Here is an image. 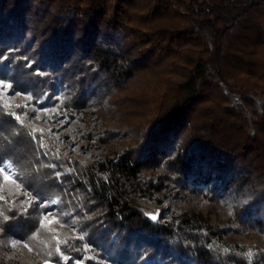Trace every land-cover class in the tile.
I'll return each mask as SVG.
<instances>
[{
  "label": "trees",
  "instance_id": "trees-1",
  "mask_svg": "<svg viewBox=\"0 0 264 264\" xmlns=\"http://www.w3.org/2000/svg\"><path fill=\"white\" fill-rule=\"evenodd\" d=\"M0 80L31 96L0 98V159L37 197L0 201V247L22 240L39 264H264L210 208L161 220L140 203L174 178L264 232V0H0ZM42 104L119 115L81 136L128 143L69 159L29 120Z\"/></svg>",
  "mask_w": 264,
  "mask_h": 264
},
{
  "label": "rangeland",
  "instance_id": "rangeland-1",
  "mask_svg": "<svg viewBox=\"0 0 264 264\" xmlns=\"http://www.w3.org/2000/svg\"><path fill=\"white\" fill-rule=\"evenodd\" d=\"M133 90V86L128 85L126 92L123 93ZM119 96L120 94H117L111 99L116 100ZM56 97H59L58 92H56ZM0 98L10 105L24 107L29 104L31 96L28 92L10 89L8 81L0 80ZM34 110L35 112L29 118L30 122L43 129L57 148L62 147L63 154H66L69 159L89 163L97 160L111 149H122L128 143L126 140L128 134L126 135L125 132L121 133L122 136L114 139L107 138L105 142L96 141L90 136L88 138L81 136V133L117 128L120 122L118 120L119 115H109L102 110L93 112L88 110L82 112L69 111L65 107L48 104L34 106ZM5 161L12 164L10 160ZM16 172L13 165L11 173L7 171L0 173V201L10 203L20 195L27 204L35 202L37 197L34 194L26 192L22 184H15ZM5 175L9 176V180H4ZM172 177H177V174L172 173ZM155 195L157 198L154 202L141 201L140 203L149 209L151 214L160 217L161 220L168 219L170 215L178 214L186 209L203 211L210 208L221 223L228 229H232V235L237 242H254L264 247V232L255 230L249 225L237 223L231 203L228 201L213 202L198 191L182 187L179 180L174 178L169 180L165 178L160 190ZM40 204L47 208L41 214L39 223L45 227L47 232H54L56 229L55 200L44 198ZM45 214L51 215L48 216V219H44ZM88 255L93 258L96 256L92 250L89 251ZM60 258L63 263L69 261L67 256L63 255ZM39 262L38 252L22 240L12 239L8 247H0V264H39ZM71 262L72 264H83V261L76 258L72 259Z\"/></svg>",
  "mask_w": 264,
  "mask_h": 264
},
{
  "label": "snow or ice",
  "instance_id": "snow-or-ice-1",
  "mask_svg": "<svg viewBox=\"0 0 264 264\" xmlns=\"http://www.w3.org/2000/svg\"><path fill=\"white\" fill-rule=\"evenodd\" d=\"M33 131H35V130H33ZM12 169H13V165L11 163H9V162H7L5 160L0 159V173H3L5 171L11 173L12 172ZM4 180H6V181L9 180V176L8 175H5L4 176ZM25 191L27 192L26 189H25ZM49 215H51V214H45L44 219H48V216ZM25 246H27V245H25ZM57 250H59V249H57Z\"/></svg>",
  "mask_w": 264,
  "mask_h": 264
}]
</instances>
